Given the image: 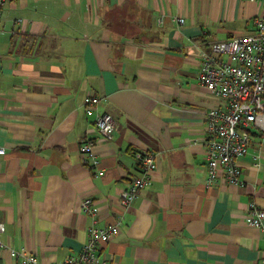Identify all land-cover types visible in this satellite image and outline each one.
<instances>
[{
	"label": "crops",
	"instance_id": "crops-1",
	"mask_svg": "<svg viewBox=\"0 0 264 264\" xmlns=\"http://www.w3.org/2000/svg\"><path fill=\"white\" fill-rule=\"evenodd\" d=\"M259 0H7L0 11V264L10 249L63 264L87 229L120 218L107 264H264V140L238 158L241 182L207 184L205 113L224 101L199 82L213 41L252 32ZM184 20L179 22L178 18ZM96 112L114 119L104 138ZM93 140L96 168L79 145ZM156 154L128 205L135 152ZM102 171L100 174L97 171ZM90 197L95 216L80 209Z\"/></svg>",
	"mask_w": 264,
	"mask_h": 264
},
{
	"label": "built area",
	"instance_id": "built-area-1",
	"mask_svg": "<svg viewBox=\"0 0 264 264\" xmlns=\"http://www.w3.org/2000/svg\"><path fill=\"white\" fill-rule=\"evenodd\" d=\"M7 0H0V11ZM264 3V0H259ZM183 22V18H178ZM211 51L204 53L197 78L210 93L224 101L223 105L211 107L205 113L206 136L205 158L207 184L219 182L240 183L241 168L238 158L247 152L252 132L257 131L264 140V15L256 18L252 32L213 41ZM99 97L86 94L83 107L87 114L94 115V124L104 138L112 137L114 119L108 113L96 112ZM91 138H84L79 150L83 160L96 168L97 159ZM0 146V154L4 153ZM135 158L139 173L120 192V201L128 206L138 192L150 184L151 173L156 168V154L153 151H136ZM102 171H97L100 174ZM80 209L95 216L99 207L90 197L80 201ZM264 209L249 203L245 222L263 227ZM120 218L101 226L87 229V239L75 254L67 255L63 264H107L101 256L102 246L118 232ZM3 224L0 222V232ZM0 247L6 245L0 239ZM12 256L20 258L19 264H39L31 253L10 249Z\"/></svg>",
	"mask_w": 264,
	"mask_h": 264
}]
</instances>
